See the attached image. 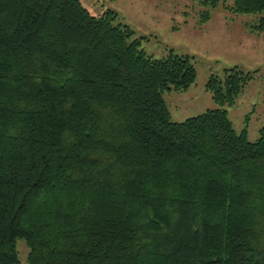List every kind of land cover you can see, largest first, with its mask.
Returning <instances> with one entry per match:
<instances>
[{
	"label": "trees",
	"instance_id": "trees-1",
	"mask_svg": "<svg viewBox=\"0 0 264 264\" xmlns=\"http://www.w3.org/2000/svg\"><path fill=\"white\" fill-rule=\"evenodd\" d=\"M226 8L264 29V0ZM115 17L0 0V264L18 239L27 264H264V126L249 141L224 108L251 73L210 75L218 107L173 121L189 56L147 55Z\"/></svg>",
	"mask_w": 264,
	"mask_h": 264
},
{
	"label": "rangeland",
	"instance_id": "rangeland-1",
	"mask_svg": "<svg viewBox=\"0 0 264 264\" xmlns=\"http://www.w3.org/2000/svg\"><path fill=\"white\" fill-rule=\"evenodd\" d=\"M80 1L92 15L114 11L113 23L127 25L147 55L189 56L196 70L194 83L187 90L162 94L173 121L218 107L206 89L210 75L223 78L224 69L232 67L251 73L235 102L224 108L237 132L245 129L249 141L257 139L264 126V29L254 27L259 15L229 11L231 0H220L203 22L200 15L207 5L202 0ZM16 248L20 262L27 264L24 241L18 239Z\"/></svg>",
	"mask_w": 264,
	"mask_h": 264
}]
</instances>
